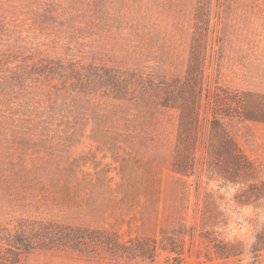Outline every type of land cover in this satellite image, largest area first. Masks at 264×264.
Instances as JSON below:
<instances>
[{
	"label": "rangeland",
	"instance_id": "374dc122",
	"mask_svg": "<svg viewBox=\"0 0 264 264\" xmlns=\"http://www.w3.org/2000/svg\"><path fill=\"white\" fill-rule=\"evenodd\" d=\"M195 41L207 46L196 143L174 109L157 122L140 114L147 129L95 131L89 98L69 90L67 79L85 78L94 84L82 91L105 101L120 72L187 82ZM218 88L264 96V0H0V176L13 182L2 172L46 161L63 168V182L103 175V190L87 184L85 196L12 186L0 194V225L59 220L123 241L169 233L183 253L121 263L36 250L19 264H264V122L228 109ZM233 143L248 166L235 182L226 178Z\"/></svg>",
	"mask_w": 264,
	"mask_h": 264
},
{
	"label": "trees",
	"instance_id": "16d2710c",
	"mask_svg": "<svg viewBox=\"0 0 264 264\" xmlns=\"http://www.w3.org/2000/svg\"><path fill=\"white\" fill-rule=\"evenodd\" d=\"M197 42L195 41L196 44L191 47V64L187 82L180 80L156 81L149 75L120 72L117 77H110L113 91L112 95L108 96L105 101L103 98L96 100V95L82 91L83 85L94 84L93 81L85 78L70 77L67 79V81L76 80L69 85V90L78 96L89 98L95 131H110L115 127H124L126 131H136L141 127L147 129L144 122L138 121L140 114L149 113L153 116V121L156 120L157 122L155 117L162 109H174L179 112L178 131L189 133L196 143L195 140L198 139L201 129L200 111L204 91V68L207 59L206 41L204 43L202 41ZM73 72L77 74L76 71ZM101 81L103 82V79ZM66 86L67 84L64 85V87ZM218 90L223 95L217 93L216 96L219 101L229 106L228 109H233V105L239 109L241 107L243 112L239 111V113L243 114V119L264 122V96L239 91L231 92L228 89L218 88ZM124 103L128 105L124 106ZM248 104H254L259 109L256 113L257 117L254 113H250V110L248 111ZM129 105L135 106L136 113H130V109L127 108ZM218 115L222 116L220 113H214L215 122H218ZM193 150L195 151V147ZM230 154L233 160L234 175L226 178L228 181L235 182V175L246 172L248 166L234 143L230 147ZM187 158L190 159L193 166L196 162L195 152H192ZM13 167L14 169H6L2 174L11 173L10 176L14 177L16 181H6L8 175H1L0 194L8 195L12 191V186H17L18 193L27 189L46 193L60 190L65 186L66 189L84 196L92 194L90 189L89 191L85 189L87 184L91 188H96L99 185L103 190V175L101 176L100 173H97V182L91 184L88 182L87 176L82 179L74 176L71 182H63L61 177L63 168L53 161L33 164L30 167L25 163L20 164L18 168ZM175 172L186 176L188 174V171ZM125 183L123 180L119 187H123ZM112 193L118 192L112 191ZM158 249L175 253L177 255L173 257L175 261H178L183 254L169 233H163L160 240L156 238H130L123 241L115 233L107 230L85 225H73L59 220L23 217L14 221L12 227L0 225V264H19L22 251L30 253L36 250L66 251L88 258L104 253L110 259L121 263L151 262L158 254Z\"/></svg>",
	"mask_w": 264,
	"mask_h": 264
}]
</instances>
